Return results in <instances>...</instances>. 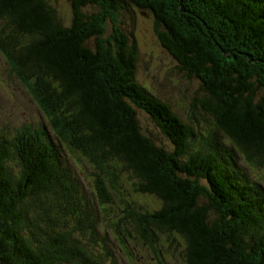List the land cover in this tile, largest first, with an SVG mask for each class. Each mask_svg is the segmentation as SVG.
Segmentation results:
<instances>
[{
	"label": "trees",
	"instance_id": "obj_1",
	"mask_svg": "<svg viewBox=\"0 0 264 264\" xmlns=\"http://www.w3.org/2000/svg\"><path fill=\"white\" fill-rule=\"evenodd\" d=\"M68 1L66 26L45 0H0V53L50 128L0 125V264H121L126 237L163 264L174 235L183 264H264V186L248 178L264 169V0H126L199 84L202 129L133 81L135 43L126 60L102 50H121L101 27L121 0Z\"/></svg>",
	"mask_w": 264,
	"mask_h": 264
},
{
	"label": "rangeland",
	"instance_id": "obj_2",
	"mask_svg": "<svg viewBox=\"0 0 264 264\" xmlns=\"http://www.w3.org/2000/svg\"><path fill=\"white\" fill-rule=\"evenodd\" d=\"M45 1L58 10V16L68 26L72 20L71 3L68 0ZM100 1L102 2L100 9H107V1ZM114 5L112 15L115 21L107 20L101 26L103 29L102 37L108 42L114 35H117L119 37L117 38V47L121 50L118 52L114 46L108 47L106 43L105 46L103 45L102 50L109 52L113 57L116 54L120 55L123 60H126L127 53L125 48L122 47H126L127 50L131 51V47L135 43L137 60L136 70L132 69L133 81L151 93L154 99L168 104L189 127L202 129L211 125L212 120L209 116L203 112L199 113L197 107L198 111L191 106L192 97L199 92V84L195 78H188L185 75L186 71L182 73L177 64V58H173L161 47L159 43L160 37L156 36L155 26L151 19L144 17L139 9L132 7L126 0L117 1ZM196 6L199 7L200 5L196 4ZM95 9L97 8L86 7L83 12L90 15ZM100 13L102 12L100 11ZM211 23L217 26L214 22L211 21ZM215 26L212 27L213 30H216ZM219 33L221 34L222 31ZM218 37L221 38L220 36ZM236 37H240V35H236ZM90 43H92V40ZM115 77H119L117 81L123 84L124 87L122 88L127 86L124 80V72L121 74L115 73ZM44 80V84L47 85L46 82L51 81L50 76L48 78L44 77ZM43 93L47 94L45 89ZM198 96H200V93L196 95V97ZM136 116L137 121L139 119L140 127L146 133H152L157 144L166 148L170 146L169 141L158 134L146 116L139 114L137 111ZM39 120H42L44 126L49 128L46 119L42 115V105L38 96L25 92L14 76L13 64L0 55V125L3 128L38 127ZM248 178L256 180L264 186V169H257L249 173ZM148 197L138 200L143 211H150L152 208H156L153 199L150 196ZM137 198L129 193L127 194V199L129 200L136 201ZM169 237H164L160 242V251L163 249L167 253V256L162 259L163 264H183L177 256V248H181L176 245L177 243H183L182 239L174 235L175 243H170ZM127 243H129L130 251L133 250V256L126 257V254L123 253L121 255V264H158L151 249L138 244L134 239L128 237L125 239V246ZM172 251H174V256H168V253Z\"/></svg>",
	"mask_w": 264,
	"mask_h": 264
},
{
	"label": "clouds",
	"instance_id": "obj_3",
	"mask_svg": "<svg viewBox=\"0 0 264 264\" xmlns=\"http://www.w3.org/2000/svg\"><path fill=\"white\" fill-rule=\"evenodd\" d=\"M123 245H124V244H123ZM128 246H129V243H127L126 246H125V247H126V250H128Z\"/></svg>",
	"mask_w": 264,
	"mask_h": 264
}]
</instances>
